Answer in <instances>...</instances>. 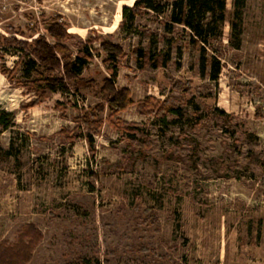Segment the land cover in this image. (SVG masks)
Returning <instances> with one entry per match:
<instances>
[{
	"label": "rangeland",
	"instance_id": "374dc122",
	"mask_svg": "<svg viewBox=\"0 0 264 264\" xmlns=\"http://www.w3.org/2000/svg\"><path fill=\"white\" fill-rule=\"evenodd\" d=\"M134 2L0 0L5 36L55 44L57 18L61 43L93 54L54 92L31 84L29 46L0 39V116L12 114L0 120V264H264V0H243L239 20L227 0L206 60L189 29L165 28L168 9L121 26ZM103 41L123 53L109 58ZM139 47L171 58L139 65ZM114 70L133 101L117 114L103 89Z\"/></svg>",
	"mask_w": 264,
	"mask_h": 264
},
{
	"label": "trees",
	"instance_id": "16d2710c",
	"mask_svg": "<svg viewBox=\"0 0 264 264\" xmlns=\"http://www.w3.org/2000/svg\"><path fill=\"white\" fill-rule=\"evenodd\" d=\"M242 3L243 0H234L235 19L239 20L241 18L240 7ZM165 9L169 10V19L164 22L165 28L170 30L174 25H182L185 29H189L190 41L200 46L202 58L206 60V44L209 38L222 34L221 26L226 20L227 0H135L133 6L123 7V20L120 25L124 26L127 20L133 25L136 17L145 10L163 12ZM232 26L236 27L237 23L232 22ZM45 28L48 35L56 41L55 44L50 43L46 35H40L33 39L32 42H29L18 39L15 35L5 36L0 32V39L30 47L28 54L33 55L34 58H29L27 61L26 73L31 75L34 72L38 77V79L31 81V84L54 92H68L71 89V81L75 82V84L81 81L82 78L80 76L83 70L93 59L91 48L88 45H84L74 54L70 48L63 45L61 41L71 35L57 18L47 22ZM101 49L109 58H114L116 55L123 53V48L120 45L108 41L101 43ZM133 53L139 65L148 62L154 68L164 65L171 58L169 50H159V52L151 50L147 52L139 47ZM211 57L212 78L216 79L221 69V63L216 56ZM37 65L43 68V72L37 71ZM57 69H61L63 74L59 75ZM2 70L9 72L4 65ZM116 75V70H114L113 77L106 78L103 87L104 91L111 94L108 103L114 114L125 110L133 103L131 92L128 88L117 89L115 87L113 79ZM152 101L153 98H148L146 102L141 104L143 111H146V107L151 105ZM100 109L102 110V108ZM0 120L4 127L7 128L12 122V114L6 113L4 116H0ZM80 120L85 125L93 127L95 131H98L101 126L100 121L92 122L88 117H82ZM162 120L166 121V115L162 116ZM89 140L92 142V137Z\"/></svg>",
	"mask_w": 264,
	"mask_h": 264
}]
</instances>
